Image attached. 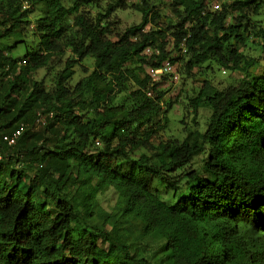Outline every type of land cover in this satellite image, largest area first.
<instances>
[{
    "label": "trees",
    "instance_id": "trees-1",
    "mask_svg": "<svg viewBox=\"0 0 264 264\" xmlns=\"http://www.w3.org/2000/svg\"><path fill=\"white\" fill-rule=\"evenodd\" d=\"M66 1L0 0V43L16 35L10 49L0 48V134L27 127L14 147H2L0 264H155L132 252L155 234L166 257L157 264H264V75L250 72L260 58L239 50L253 38L264 51V28L252 18L262 5L219 0L213 11L212 0H163L172 14L160 29L162 2ZM102 1L95 20L81 11ZM39 4L30 50L17 34ZM127 9L142 20L113 39L109 18ZM69 27L73 36L61 46ZM20 42L25 56H9ZM146 47L160 54L148 57ZM62 48L70 56L52 88L34 80ZM165 60L183 63L191 79L214 64L243 75L223 89L205 79L186 96L192 120L178 121L182 140L165 137L177 102L164 104V78L147 73ZM77 67L85 76L72 85ZM128 82L137 89L125 93ZM201 110L209 112L204 124ZM110 189L114 213L97 203Z\"/></svg>",
    "mask_w": 264,
    "mask_h": 264
},
{
    "label": "rangeland",
    "instance_id": "rangeland-1",
    "mask_svg": "<svg viewBox=\"0 0 264 264\" xmlns=\"http://www.w3.org/2000/svg\"><path fill=\"white\" fill-rule=\"evenodd\" d=\"M163 0H150L152 3L159 4ZM227 1V0H222V2ZM231 1V0H230ZM72 0H67L64 5L65 7H69L72 5ZM256 2V3H255ZM255 4H252L251 6L254 8V6L259 3L261 6V9L259 10L258 15H253L252 16V9L250 10L251 16L254 20H256L259 25H262L264 28V0H255ZM106 1H102L99 4H91L89 5H84L81 8L82 9L85 7V10L89 12L90 18L93 20L97 19L100 14L98 13H103L104 9L106 8ZM161 11L162 14V20L160 21L159 27L160 29H164L168 27L169 22L171 21V12L169 8L165 7L163 2L161 5L158 7ZM35 11H32V13L29 15V19L31 23L28 25V27L22 31H19L17 34V39H25L26 45H28L29 49L34 50L33 48L38 44V38L34 37L35 29L32 31H29L30 27L31 29L35 25V21L42 15V5H35ZM142 20V16L138 11H135L133 9H127V10H117L110 18L109 21L111 22L109 25V29L111 31L113 39H116V35H120L126 30L127 28L133 26V25H138ZM174 22V21H173ZM69 24L73 23L72 18H69L68 20ZM28 29V30H27ZM72 31V28L69 27V34L63 39V41L60 43L61 46H64L66 41L70 40L73 36V33L70 32ZM15 34L11 37L9 41H4L0 43V48H3L4 50L10 49L9 46L13 45V41H15ZM34 37V38H33ZM16 39V40H17ZM21 44L18 45L16 49L13 51L8 52L9 56H12L14 58H22L26 54V46L23 42H20ZM248 45L243 47L241 46L239 48L240 52L246 53V55L249 58L253 59H259L260 58V63L252 67L250 69V72H252V75L256 76H263L264 75V51L261 48V44L259 40L257 39H249ZM70 56L69 52L67 51L66 48H62V53H56L55 54V59L53 62V67L52 69L44 68L39 70L33 77L34 80L40 81L44 80L45 83L47 84L48 88H52L53 86V77L56 75V73L60 70L63 69L64 62L67 60V58ZM262 59V60H261ZM83 66L88 69V71H91L94 68L93 60L86 59L83 61ZM132 68H137L139 66L133 65L131 66ZM146 69V67H145ZM144 70V74H145ZM224 69H220L217 67L215 64L212 67V70H208L205 75H198L194 79L187 78V76L184 74V67L183 63H177L175 66V71L173 74L169 75L168 77L164 78L162 80V84L160 87H158L157 92L163 93L164 97L162 99V102L164 104L168 102H177L174 105L173 110L170 112L169 117H170V122L168 124L167 129L165 130V137L166 138H178L182 140L185 136V133L183 132V125L180 124V121L184 115L187 118V121L190 123L192 120V116L187 114L186 111L184 110V102L186 96H192L194 95V90H198L203 81L207 79L210 81L215 87L219 89H223L226 86H228L231 83L238 82L242 78V74L239 72H230L226 70V73L223 72ZM196 72V69L194 70L193 73ZM139 75V72H137ZM143 74H141L142 76ZM85 74L81 70L80 67L76 68V75L73 78L72 85L77 83ZM126 91L129 90H135L137 89L135 85L132 82H128L127 84ZM121 100L120 97L117 98L116 103H119ZM200 116V121L202 124L205 123V121L208 119L209 112L206 110H201L199 113ZM202 157L198 158V162L196 163V167H199L201 165V159ZM200 172L202 175L203 171L200 168ZM25 178L27 179V173L24 172ZM117 201V193L113 190L110 189L106 193H101L97 196V203L99 205V208L102 209L103 211L107 213H114V206ZM135 248H133L132 252L134 255L137 256H146L149 257L151 261L155 262V264L158 263V261H165L166 257L164 260L162 259L164 254H163V241L159 236L155 235H150L146 237L145 239L141 240L140 242L135 243ZM138 250V251H137Z\"/></svg>",
    "mask_w": 264,
    "mask_h": 264
},
{
    "label": "built area",
    "instance_id": "built-area-1",
    "mask_svg": "<svg viewBox=\"0 0 264 264\" xmlns=\"http://www.w3.org/2000/svg\"><path fill=\"white\" fill-rule=\"evenodd\" d=\"M23 7H29L28 1L23 2ZM144 54L148 57H154L155 55H159V50L156 48L147 47L144 50ZM147 73L153 82H158L162 78L174 73V65L170 60H165L157 67H149L147 69ZM149 95H151V93ZM44 122L45 121L41 116L38 117L36 121L37 127L44 125ZM26 128V125L21 123L18 128L11 133L0 134V161L4 158V151L2 147L4 145L7 147H14L25 132Z\"/></svg>",
    "mask_w": 264,
    "mask_h": 264
},
{
    "label": "clouds",
    "instance_id": "clouds-1",
    "mask_svg": "<svg viewBox=\"0 0 264 264\" xmlns=\"http://www.w3.org/2000/svg\"><path fill=\"white\" fill-rule=\"evenodd\" d=\"M30 6V5H29ZM211 6H212V10L213 11H219L221 10V2L219 0H212L211 1ZM29 8V7H28ZM147 48V47H146ZM160 54V52H159ZM157 56V55H155ZM152 67H155V66H152ZM148 69V68H147ZM174 71H175V66H174ZM171 75V74H170ZM169 76V75H168ZM167 76V77H168ZM165 78V77H164Z\"/></svg>",
    "mask_w": 264,
    "mask_h": 264
}]
</instances>
